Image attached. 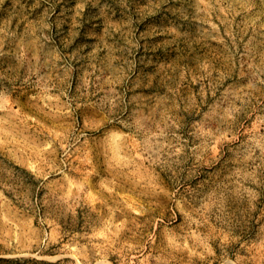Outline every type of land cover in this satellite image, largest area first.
Wrapping results in <instances>:
<instances>
[{
  "label": "rangeland",
  "instance_id": "obj_1",
  "mask_svg": "<svg viewBox=\"0 0 264 264\" xmlns=\"http://www.w3.org/2000/svg\"><path fill=\"white\" fill-rule=\"evenodd\" d=\"M222 262L264 264V0H0V264Z\"/></svg>",
  "mask_w": 264,
  "mask_h": 264
},
{
  "label": "bare ground",
  "instance_id": "obj_2",
  "mask_svg": "<svg viewBox=\"0 0 264 264\" xmlns=\"http://www.w3.org/2000/svg\"><path fill=\"white\" fill-rule=\"evenodd\" d=\"M194 248H196L195 246H194ZM187 250V249H186ZM201 258V257H200ZM207 259V258H206ZM223 259V258H222ZM237 259V258H236ZM170 261V260H169ZM209 262V261H208ZM235 262V261H234ZM184 263H186V262H184ZM188 263V262H187ZM221 263V262H220ZM223 264H224V262H222ZM228 263V262H227ZM229 263H231V262H229ZM245 263V262H244Z\"/></svg>",
  "mask_w": 264,
  "mask_h": 264
}]
</instances>
